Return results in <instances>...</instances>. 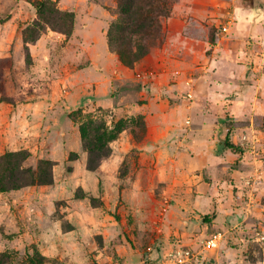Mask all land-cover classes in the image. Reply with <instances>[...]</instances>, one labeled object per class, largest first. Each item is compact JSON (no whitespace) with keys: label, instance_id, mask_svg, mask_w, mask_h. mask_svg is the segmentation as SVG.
<instances>
[{"label":"rangeland","instance_id":"374dc122","mask_svg":"<svg viewBox=\"0 0 264 264\" xmlns=\"http://www.w3.org/2000/svg\"><path fill=\"white\" fill-rule=\"evenodd\" d=\"M119 17L117 0H0V155L51 177L0 190V264H264V0H172L132 66L108 40Z\"/></svg>","mask_w":264,"mask_h":264},{"label":"trees","instance_id":"16d2710c","mask_svg":"<svg viewBox=\"0 0 264 264\" xmlns=\"http://www.w3.org/2000/svg\"><path fill=\"white\" fill-rule=\"evenodd\" d=\"M120 17L113 22L108 29V40L111 47L117 53L120 61L127 66H132L157 42L163 35V21L170 15L172 0H117ZM0 60V73L3 68ZM102 126L93 127V137H89L90 123H82L80 130L84 144L90 154L102 157L107 151H95L102 149L105 143V130ZM224 145L239 155L244 149L240 144L230 140L227 130ZM103 150V149H102ZM27 154L23 151L8 152L0 155V190L19 187L24 184L48 182L51 177L45 171L37 173L32 168L23 165ZM92 160L89 159L90 162ZM89 162V163H90ZM43 162H41L42 164ZM48 163L46 162L45 165ZM128 245L131 246L129 241Z\"/></svg>","mask_w":264,"mask_h":264},{"label":"crops","instance_id":"0c3cea01","mask_svg":"<svg viewBox=\"0 0 264 264\" xmlns=\"http://www.w3.org/2000/svg\"><path fill=\"white\" fill-rule=\"evenodd\" d=\"M181 3H183V2H181ZM177 9V7H173V9H172V11H173V15L171 16V18H169V22H170V20H177L178 22H179V24L181 25V26H183V25H185L186 24V20H187V18L190 16V12H191V10H192V6H185L184 5V7L180 10V11H178V9ZM179 33V32H178ZM163 74H167V75H169L170 74V72L168 71V72H162ZM232 74L234 75V72H232ZM234 78V77H233ZM247 87H249V86H247ZM244 99H245V97H244ZM245 103H247V102H245ZM153 130H151V131H149V133H148V138L149 139H151L153 136L151 135V133L150 132H152ZM231 131H232V128L231 129H229V137H230V133H231ZM156 138V137H155ZM230 140L231 141H233L234 143H237V144H239L238 143V141L237 140H233V139H231V137H230ZM246 151H247V149H245L244 148V151H243V153L242 154H238V156H241V157H243L244 156V154L246 153ZM231 152V151H230ZM179 153H181V152H179ZM233 155H232V158H235V153H232ZM234 156V157H233ZM237 156V155H236ZM218 159H217V157H214V162H216ZM233 162H235L236 160L234 159V160H232ZM247 160H245L244 161V158L243 159H241V165H240V167L238 168L239 169V171H241L240 169H242V167L244 168L245 166V164H244V162H246ZM232 162V163H233ZM232 163H231V165H232ZM231 165H229V166H231ZM233 167L231 166V169H232ZM243 170V169H242ZM236 171V170H235ZM235 174V173H234Z\"/></svg>","mask_w":264,"mask_h":264},{"label":"built area","instance_id":"2783aa9c","mask_svg":"<svg viewBox=\"0 0 264 264\" xmlns=\"http://www.w3.org/2000/svg\"><path fill=\"white\" fill-rule=\"evenodd\" d=\"M218 243V237L215 235L207 240L208 246H216ZM166 262L162 264H198V256L192 249L185 248L180 249L178 255H169Z\"/></svg>","mask_w":264,"mask_h":264}]
</instances>
